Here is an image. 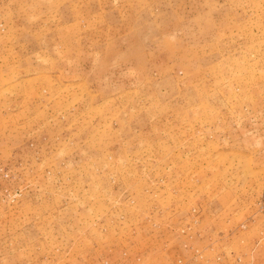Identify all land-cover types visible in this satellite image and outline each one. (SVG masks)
Returning <instances> with one entry per match:
<instances>
[{"label":"rangeland","instance_id":"1","mask_svg":"<svg viewBox=\"0 0 264 264\" xmlns=\"http://www.w3.org/2000/svg\"><path fill=\"white\" fill-rule=\"evenodd\" d=\"M0 264H264V0H0Z\"/></svg>","mask_w":264,"mask_h":264}]
</instances>
